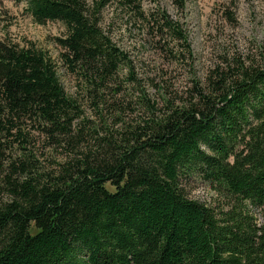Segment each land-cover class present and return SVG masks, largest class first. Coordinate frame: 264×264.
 <instances>
[{
	"label": "trees",
	"instance_id": "obj_1",
	"mask_svg": "<svg viewBox=\"0 0 264 264\" xmlns=\"http://www.w3.org/2000/svg\"><path fill=\"white\" fill-rule=\"evenodd\" d=\"M13 1L65 26L55 41L74 90L44 51L0 40V264H264L250 209L264 220V63L235 57L178 91L141 57L192 61L165 9ZM111 4L140 24L132 49L102 25ZM196 180L220 204L190 198Z\"/></svg>",
	"mask_w": 264,
	"mask_h": 264
},
{
	"label": "rangeland",
	"instance_id": "obj_2",
	"mask_svg": "<svg viewBox=\"0 0 264 264\" xmlns=\"http://www.w3.org/2000/svg\"><path fill=\"white\" fill-rule=\"evenodd\" d=\"M137 1L143 10L159 6L185 24L193 52L191 62L186 60L184 64L168 66L153 53L143 52L141 56L148 65L144 70L148 73L159 64L168 69L163 77L173 84L171 89L180 91L192 79L203 81L210 70L226 65L227 60L235 57L246 63H264V0H186L184 13H180L170 0ZM24 7L23 2H0V40L19 46L33 45L44 51L55 62L60 83L66 93L71 94L74 80L60 64V48L55 41L65 33V26L59 21L36 23L25 13ZM102 15V25L106 27L110 24L114 42L128 50L139 45L141 38L137 29H140V24L131 19L133 14L130 9L120 10L116 4H111ZM153 74L149 76L155 77ZM158 76H162L160 71ZM185 189L190 198L208 206L220 204L216 191L204 182L196 180L186 184ZM250 209L257 223L263 224L260 209Z\"/></svg>",
	"mask_w": 264,
	"mask_h": 264
}]
</instances>
